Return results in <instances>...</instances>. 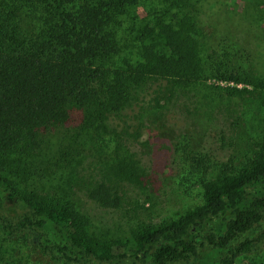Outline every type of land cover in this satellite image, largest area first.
<instances>
[{
  "label": "trees",
  "instance_id": "16d2710c",
  "mask_svg": "<svg viewBox=\"0 0 264 264\" xmlns=\"http://www.w3.org/2000/svg\"><path fill=\"white\" fill-rule=\"evenodd\" d=\"M197 8L193 0H0V194L20 209L0 216V237H34L52 264H236L264 248V142L240 168L203 176L201 204L138 224L123 242L96 233L73 199L39 183L51 173L47 154H58L61 167L84 136L106 142L110 134L132 145L139 133L127 120L210 87V77L245 85L211 87L264 106V73L255 67L264 61V43L260 54V40L236 27L232 35L248 63L213 65L217 53L208 63ZM136 105L141 113H127ZM141 173L135 159L117 157L88 195L119 207L126 185L143 182ZM60 227L65 236L50 238ZM249 264H264V257Z\"/></svg>",
  "mask_w": 264,
  "mask_h": 264
},
{
  "label": "rangeland",
  "instance_id": "374dc122",
  "mask_svg": "<svg viewBox=\"0 0 264 264\" xmlns=\"http://www.w3.org/2000/svg\"><path fill=\"white\" fill-rule=\"evenodd\" d=\"M193 2L198 7L204 60L208 61L209 55L217 53L218 59L211 61L213 65L223 62L243 65L247 62L248 55L242 47L238 48V41L232 35L236 27L260 40L261 54L264 0ZM139 13L143 16L146 11L140 8ZM255 67L260 69V74L264 73V61L260 60V67ZM207 84L210 87L203 85L192 89L187 96L174 99L176 103L164 100L163 106L146 109L141 121L127 120L131 127L128 130L139 133L132 145L126 140L117 143L110 134H105L106 142L84 136L73 143L75 150L72 149L61 167L55 165L58 154H47L45 158L49 159L51 173L39 183L46 192L73 199L78 210L89 218L96 233L122 242L138 224L174 218L201 204L203 189L200 180L203 176L214 177L224 170L240 168L264 142V106L261 102L254 96H227L211 87L245 85L213 77L208 78ZM147 91L149 93L150 89ZM142 105L128 109L127 113H141ZM71 119L72 125H76L80 121V112L74 111ZM114 122L127 126L119 119ZM117 157L135 159L141 168L143 182L126 185L121 192L123 200L119 207H104L92 200L88 193L106 165L112 164ZM19 211L12 197L0 194V216L15 217ZM260 230L263 228L259 227ZM65 234L63 227L56 228L50 238L61 239ZM25 243L0 237V264H52L49 257L40 252L34 237L30 236L29 243H26L28 247L24 246ZM258 252L248 258L240 257L236 264L259 262L264 257V248ZM199 262L202 260L196 263Z\"/></svg>",
  "mask_w": 264,
  "mask_h": 264
}]
</instances>
